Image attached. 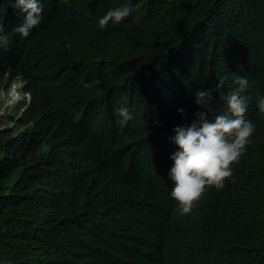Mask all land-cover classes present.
<instances>
[{
	"label": "trees",
	"instance_id": "16d2710c",
	"mask_svg": "<svg viewBox=\"0 0 264 264\" xmlns=\"http://www.w3.org/2000/svg\"><path fill=\"white\" fill-rule=\"evenodd\" d=\"M126 2L41 0L22 37L23 13L0 0V94L29 95L0 123V264H264V0H130L98 26ZM230 72L248 76L251 143L180 215L168 138L202 110L191 93L220 76L227 91Z\"/></svg>",
	"mask_w": 264,
	"mask_h": 264
},
{
	"label": "clouds",
	"instance_id": "9594fccd",
	"mask_svg": "<svg viewBox=\"0 0 264 264\" xmlns=\"http://www.w3.org/2000/svg\"><path fill=\"white\" fill-rule=\"evenodd\" d=\"M10 3L23 13L22 22L15 26V31L22 37L28 36L40 23L43 11L41 0H10ZM132 10L130 0L110 7L97 18V24L100 28L109 23L120 24ZM9 43V35L5 33L3 21L0 20V48L6 49ZM230 75L232 86L227 91L223 87L228 77L220 76L215 89L198 87L191 93L193 103L202 110L195 113L190 123L175 125L173 134L168 138L175 145L168 156L172 162L167 170V176L172 181L169 195L176 202L180 215L191 212L194 203L208 186L223 187L225 178L232 174V164L241 158L251 143L256 125L245 115L249 103L248 76L236 72H230ZM16 84L11 86L7 94H0L3 99V95L10 94ZM84 86L87 87V83ZM213 91L218 93L219 100L224 104L223 110L214 114ZM23 93L27 98L16 97L15 104L29 101L28 93ZM256 108L259 114H264V95H258ZM115 111L121 124L133 119V113L126 105L117 107ZM175 111L185 113L182 106Z\"/></svg>",
	"mask_w": 264,
	"mask_h": 264
},
{
	"label": "rangeland",
	"instance_id": "374dc122",
	"mask_svg": "<svg viewBox=\"0 0 264 264\" xmlns=\"http://www.w3.org/2000/svg\"><path fill=\"white\" fill-rule=\"evenodd\" d=\"M3 97L4 99L2 98V95H0V123L4 122L6 118L5 116L6 113L4 110L9 108L10 106L15 105L14 100L16 99V97L27 98V96L24 95V93L22 92V90L17 84L14 87V90L10 94L5 95V96L3 95Z\"/></svg>",
	"mask_w": 264,
	"mask_h": 264
}]
</instances>
